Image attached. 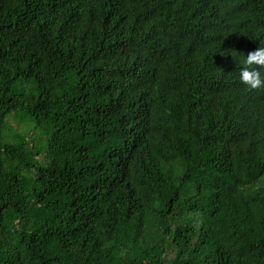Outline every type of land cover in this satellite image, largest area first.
Here are the masks:
<instances>
[{
  "label": "trees",
  "instance_id": "obj_1",
  "mask_svg": "<svg viewBox=\"0 0 264 264\" xmlns=\"http://www.w3.org/2000/svg\"><path fill=\"white\" fill-rule=\"evenodd\" d=\"M259 46L264 0H0V264H264Z\"/></svg>",
  "mask_w": 264,
  "mask_h": 264
},
{
  "label": "clouds",
  "instance_id": "obj_2",
  "mask_svg": "<svg viewBox=\"0 0 264 264\" xmlns=\"http://www.w3.org/2000/svg\"><path fill=\"white\" fill-rule=\"evenodd\" d=\"M240 83L248 92H264V46L249 51L241 61Z\"/></svg>",
  "mask_w": 264,
  "mask_h": 264
},
{
  "label": "rangeland",
  "instance_id": "obj_3",
  "mask_svg": "<svg viewBox=\"0 0 264 264\" xmlns=\"http://www.w3.org/2000/svg\"><path fill=\"white\" fill-rule=\"evenodd\" d=\"M13 125L15 124V122L13 121V123H12ZM16 125V124H15Z\"/></svg>",
  "mask_w": 264,
  "mask_h": 264
}]
</instances>
